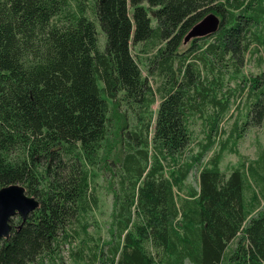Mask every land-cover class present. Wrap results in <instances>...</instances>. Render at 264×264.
Listing matches in <instances>:
<instances>
[{
    "label": "trees",
    "instance_id": "16d2710c",
    "mask_svg": "<svg viewBox=\"0 0 264 264\" xmlns=\"http://www.w3.org/2000/svg\"><path fill=\"white\" fill-rule=\"evenodd\" d=\"M92 3L94 17L70 0H0V188L19 183L40 202L25 221L12 218L0 264H34L88 234L110 100L136 123L122 128L110 239L90 247L87 264H264V151L229 175L221 168L264 120V77L245 76L246 110L221 139L237 91L225 89L226 76L234 67L236 79L253 43L264 46V0ZM209 13L218 29L186 43ZM139 45L148 75L162 79L156 89L133 53ZM195 114L205 138L189 154ZM199 167L198 186H187Z\"/></svg>",
    "mask_w": 264,
    "mask_h": 264
},
{
    "label": "rangeland",
    "instance_id": "374dc122",
    "mask_svg": "<svg viewBox=\"0 0 264 264\" xmlns=\"http://www.w3.org/2000/svg\"><path fill=\"white\" fill-rule=\"evenodd\" d=\"M72 7L78 8L81 4L85 8V13L90 17H94L92 0H70ZM100 30V25L98 26ZM103 42L104 36L100 35ZM190 42V41H189ZM188 43V42H187ZM255 42L251 46V51L246 54L244 62L241 64V72L236 79H231L229 76L233 75L234 67H231L226 76V88H237L236 95L231 99V109L226 115L222 123L226 134L221 139H226L228 133L234 125V121L238 112L246 110V102L248 95V87L250 82H244V78H253L257 75L264 77V46ZM141 45L134 47L133 53L143 59L140 63L143 69V75L148 76L149 82L153 89L158 88L162 79L157 75H148L143 61L147 55L140 51ZM233 69V70H232ZM102 87V83H100ZM244 88V89H243ZM162 100L161 94H156V102L152 105V109L158 110V106ZM111 104V124L106 140L102 144L100 151V162L98 167L92 168V187L97 198V204L94 209L88 214L87 221L89 224L88 234L82 233L80 236L72 239H62L61 246L52 256L45 255L39 258L34 264H87L90 260L91 246L96 243H102L104 240L110 239V233L114 222V206H115V189L116 184L115 170L118 157L123 154V142L126 141V136L122 135V128L126 126L125 130L133 128L136 123L135 114L129 110L125 102L119 100L114 102L110 100ZM240 106V109L238 107ZM211 109V108H210ZM209 109V110H210ZM154 113V114H155ZM232 114V115H231ZM156 115V114H155ZM190 128L192 130V142L189 145L187 152L195 153L199 149L200 142L204 141V126L199 114L191 117ZM219 145L210 151L203 162L213 155L214 151H218ZM238 153L226 152L221 162V168L228 175L232 169L239 165L242 159L247 161L256 160L261 152L264 151V120L259 125H251L245 135L240 139L237 145ZM199 168L192 171L187 180V186H198ZM249 181L255 185L258 182L254 176L249 174ZM264 203V201H263ZM82 257V258H81Z\"/></svg>",
    "mask_w": 264,
    "mask_h": 264
},
{
    "label": "water",
    "instance_id": "95a60500",
    "mask_svg": "<svg viewBox=\"0 0 264 264\" xmlns=\"http://www.w3.org/2000/svg\"><path fill=\"white\" fill-rule=\"evenodd\" d=\"M220 25V18L216 13L207 14L196 23L185 37L189 42L195 37L213 34ZM40 206L35 196L27 193L25 186L14 183L0 188V239L8 238L12 231L11 220L19 215L23 221Z\"/></svg>",
    "mask_w": 264,
    "mask_h": 264
}]
</instances>
